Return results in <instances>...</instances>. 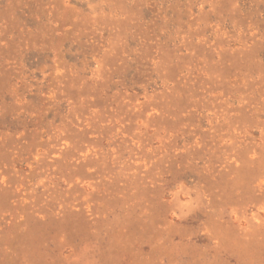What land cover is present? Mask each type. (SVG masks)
<instances>
[{"label": "rangeland", "instance_id": "rangeland-1", "mask_svg": "<svg viewBox=\"0 0 264 264\" xmlns=\"http://www.w3.org/2000/svg\"><path fill=\"white\" fill-rule=\"evenodd\" d=\"M0 264H264V0H0Z\"/></svg>", "mask_w": 264, "mask_h": 264}]
</instances>
